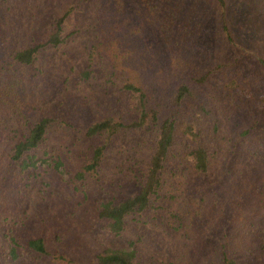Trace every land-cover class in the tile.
<instances>
[{
    "label": "rangeland",
    "instance_id": "rangeland-1",
    "mask_svg": "<svg viewBox=\"0 0 264 264\" xmlns=\"http://www.w3.org/2000/svg\"><path fill=\"white\" fill-rule=\"evenodd\" d=\"M62 15L65 41L42 48L31 66L17 64L14 52L44 41ZM114 23L132 37L129 59L153 102L180 81L195 96L179 116L158 195L119 235L96 209L137 192L155 132L122 129L95 173L77 176L102 142L85 137L90 122L115 110L126 122L139 115L136 94L121 89L130 67L115 71L106 57H88L100 29ZM263 62L264 0L0 1V95L11 101L0 108V264H95L105 247L133 249L138 264H202L225 254L264 264ZM228 80L256 98L224 89ZM44 115L54 123L34 152L47 162L14 172V142ZM198 145L209 154L206 173L188 154ZM12 236L21 244L42 237L64 260L19 246L12 261Z\"/></svg>",
    "mask_w": 264,
    "mask_h": 264
},
{
    "label": "trees",
    "instance_id": "trees-1",
    "mask_svg": "<svg viewBox=\"0 0 264 264\" xmlns=\"http://www.w3.org/2000/svg\"><path fill=\"white\" fill-rule=\"evenodd\" d=\"M2 1V0H0ZM65 15L55 19L47 38L38 43L23 46L13 54L14 61L20 66H31L36 60L42 48L48 45L58 46L63 43L66 36L62 35V22ZM110 27L100 29L97 37L88 46V57L91 60L95 55L106 57L111 62L115 71H123L125 67H130V76L121 85L122 90L136 94L138 118L136 121L126 122L117 110L112 113L90 122L85 128L86 138L101 136L102 142L95 145L87 154L83 163L82 171L77 173L78 177L84 178L86 174L95 173L104 158L105 151L112 138L122 129L139 128L153 130L155 132L154 146L150 154L143 180L138 182V190L132 196L103 200L99 203L96 214L102 220L104 226L115 235H119L126 224L127 218L133 214H139L150 208L153 196L158 195L164 179V167L170 149L174 145L176 129L179 124V116L183 111L184 104L188 100H194L195 96L190 87L183 81L176 85H171L170 90L158 96L157 101L153 102L151 95L145 88L137 72L135 63L129 59L133 50L132 37L126 36L119 31L117 23ZM223 29L228 32V27L223 18ZM264 64V62H263ZM134 70V71H133ZM209 73V72H208ZM89 71H85L88 76ZM11 76V75H10ZM14 87L20 84V79L11 77ZM10 86H5L8 90ZM223 88L231 92L237 91L250 98L253 95L248 92L238 82L228 80L223 84ZM258 103L264 105V96L256 98ZM11 105L10 99L6 95H0V108ZM54 119L51 116H40L27 125V131L22 137L14 142L12 153L9 156V169L14 172H26L30 168L37 167L38 163L47 162L44 157L35 154L40 144L45 140L46 135L51 129ZM190 129V127H187ZM188 154L194 160V169L200 173H206L209 168V154L205 147L196 146ZM8 256L15 261L20 255L17 248L23 247L26 251L37 254L39 257L54 256L58 261H63L64 256L52 253L45 244L42 237L27 238L21 244L10 238L8 243ZM135 252L127 248L105 247L95 256V264H138L135 261ZM172 264V263H168ZM202 264H239V262L229 255H223L218 260L207 261Z\"/></svg>",
    "mask_w": 264,
    "mask_h": 264
}]
</instances>
